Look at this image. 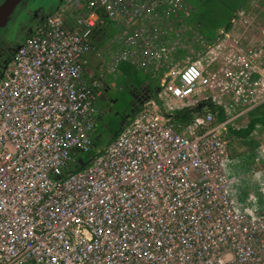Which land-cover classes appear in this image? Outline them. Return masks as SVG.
Masks as SVG:
<instances>
[{
  "label": "built area",
  "instance_id": "2783aa9c",
  "mask_svg": "<svg viewBox=\"0 0 264 264\" xmlns=\"http://www.w3.org/2000/svg\"><path fill=\"white\" fill-rule=\"evenodd\" d=\"M98 9L116 30L104 41L107 55L98 53L104 67L96 73L85 55L94 50ZM188 16L184 0H61L19 44L0 77V264L187 262L175 249L201 247L184 233L201 234L207 222L231 248L248 249L254 236L236 245L229 211L216 199V185L232 183L229 125L208 104L227 113L251 88L264 92L259 57L241 58L250 51L246 40L262 54L254 45L264 46V26L249 23L243 42L236 40L227 32L235 16L206 40ZM190 56L196 59L175 69ZM122 64L148 74L158 95L201 103V113L177 124L172 110L161 112L148 97L86 162L97 99ZM218 73L226 76L221 84ZM211 207L209 221L184 224Z\"/></svg>",
  "mask_w": 264,
  "mask_h": 264
},
{
  "label": "rangeland",
  "instance_id": "374dc122",
  "mask_svg": "<svg viewBox=\"0 0 264 264\" xmlns=\"http://www.w3.org/2000/svg\"><path fill=\"white\" fill-rule=\"evenodd\" d=\"M60 1L61 0H30L28 1L29 3L25 8L22 6L18 8L16 7V9L13 10V12L5 21L6 24L4 23L2 26H0V38L7 36L9 37V42L15 43V29L17 30V28H19L22 31L28 32L33 31L37 25L38 17H40L42 14V11L45 10L46 7L48 9L53 7L52 9L54 10L59 5ZM220 1L222 2L224 0L213 1L210 6L211 9H209L207 5L203 4L201 0H184V3L187 8H190V4L197 5L196 16L199 17L201 21H209L211 24L216 25L221 19L220 11L225 13L227 10L225 6L222 7V5L225 4L221 3ZM226 5L229 6V3ZM240 6V10L236 15L237 18L231 24L227 32H230L232 38L243 42L242 36L249 23L252 25L260 23L264 26V0H242ZM221 7L223 10H220ZM53 10H51L49 13H52ZM188 17L191 19V14H189ZM219 30L220 29L217 30V33L214 36L215 38L221 35V31ZM189 32V34L192 33V37L190 39H193L195 35L193 29H190ZM186 37L187 36H185V38ZM246 41L248 45L250 44V46H248L250 49L247 48L250 51L249 53L242 54L241 58L246 61H253L250 55L256 53V55L259 57V70L264 74V46L261 47L258 44L254 45L255 48L262 52L261 54L258 53V51L252 50V41ZM206 42L207 41L204 39L201 46L198 48L200 51L203 50V44H209ZM196 45L197 43H195V47ZM96 47L99 49L101 48L100 51H103V53L107 55V47L105 46V42ZM189 59L190 60L185 59L184 61H180L176 65L175 69L184 67L185 65L194 61L196 57L190 56ZM175 62H177V58L175 59ZM93 72H95V70H93ZM139 75L143 78V83L149 82L148 76L146 74L144 75L139 73ZM160 75L163 77L164 72L162 71ZM115 80L116 81L112 83V86L105 93L108 101H112V98H115L113 102H110L111 107L107 106L106 101L101 103L97 99L96 107L98 109V116L96 123H103L105 120V118H103V112L105 109H107V107L109 108V111L112 112L116 110L122 111L130 105L128 103L131 95L129 92L130 90L127 89L126 84H123V78L118 79L117 77ZM215 80V83L221 84V82L226 80V76H224L222 73H218L217 77H215ZM246 98V102H243L242 104H229V106H227L229 111L225 113L226 119L224 118V120H228V125L232 126L233 128L247 126L249 120L255 115L264 116L263 90L261 88H251ZM155 99L157 100L160 110L163 113L178 107L196 108L197 105L195 101H190L188 103L178 102L173 98H169L164 93H162V95H158L156 93ZM193 99H195V97L192 98V100ZM142 103L134 110V113H132L133 115L130 116V118L125 123L133 119L136 113H138V111L143 107ZM198 111L192 112L190 116H188L187 121L193 115L197 114L196 112ZM226 137L229 140L228 172L229 178L232 179V183L216 185V199L226 207L225 210L229 211V225L231 226V230L234 228L236 231L233 233L237 239L235 244L239 245L246 239H251V235L254 236V240H252L250 244L246 242L248 247L246 250H243L242 247L237 248L236 246H232L233 248H231L228 246L229 243L223 238L222 232L218 234L217 230L210 227L212 224L207 222L206 230H204V232L201 234H198V232H196L197 230L195 232L184 233V236L186 235L187 239H192L195 243H197L198 246L201 247L197 249H175L177 253L182 252L183 254L189 256V261H181L179 263L178 261H175L170 264H264V191L262 190V188L264 189V160H255L257 156H260L261 158L262 156L264 157V154L261 151V148H264V124L261 122H256L253 125L249 136L246 138L233 135L229 131L226 132ZM113 138H111L108 142L100 144V146L97 148V151L99 149L102 150L103 148H106L108 143ZM220 210V208L217 209L218 212ZM213 211L214 210L211 207L205 213L201 208V213L203 215L196 217H186L184 224L192 225V222H196V220H199L202 224V220L204 218L209 221V215H211ZM236 214L238 217L235 216ZM241 216H244L245 219L241 218ZM201 235H205L203 240H200V237H202ZM171 250L172 249L167 250V253L164 257L165 260L168 258ZM163 251L164 250H155V253L158 255L160 253H164ZM192 254L193 256L191 258ZM174 255L175 252L171 253L170 258L173 259Z\"/></svg>",
  "mask_w": 264,
  "mask_h": 264
},
{
  "label": "trees",
  "instance_id": "16d2710c",
  "mask_svg": "<svg viewBox=\"0 0 264 264\" xmlns=\"http://www.w3.org/2000/svg\"><path fill=\"white\" fill-rule=\"evenodd\" d=\"M195 1V0H194ZM203 4L207 5L209 9H211V4L215 0H201ZM242 0H224L220 1L221 3L225 4L222 5L226 7V12L223 13L220 11L221 19L218 24L213 25L209 21H201L199 17L196 16V7L197 5L190 4L188 8L189 14H191V19L189 18V25L193 28L194 26H198L199 29H201V32L203 33L206 40L213 39L218 29H226L230 26L232 18L236 15V11L239 9V6L241 4ZM229 3V6L226 4ZM220 8V10H223V8ZM53 8V7H52ZM52 8L48 9L47 15ZM217 8V6H216ZM219 9V8H218ZM97 14L99 16V24H98V31L97 33L92 37V43L93 45H101L105 39L114 31V24L107 18L106 14L101 10L98 9ZM28 32V31H27ZM15 52V51H14ZM123 73V84H126V87L128 90H131L133 88L137 89L144 85L143 78L139 75L140 74H146L142 72L141 70H138L131 64H126V66L122 70ZM148 76V74H146ZM149 82H146L151 88H152V94L149 97H155L154 88L157 86L156 82H154L149 76H148ZM115 99V98H114ZM113 100V98H112ZM209 108L213 111H217V118L219 120H224L225 118V112L222 108V106L217 104H208ZM195 108H182V109H175L170 111L171 115L174 117L175 121L178 123H183L187 120L188 116L192 112H194ZM119 110H116L118 112ZM128 111V110H127ZM126 111V112H127ZM109 112V111H108ZM123 112L122 111H119ZM110 113V112H109ZM118 113H111L109 117L105 118L106 122L105 125L102 123H99L96 127L97 130L95 131L94 135V142L93 147L87 152L84 153L83 159L87 162L91 160L96 155V150L100 146V144L108 142L111 138H113L118 131L120 130L123 123H119L120 117L117 115ZM133 114H131L132 116ZM256 122H261L264 124V116L263 115H255L250 120L247 126L240 127V128H233L232 126H228V131L231 132L233 135H236L241 138H246L249 136L251 129L253 125ZM80 167V165H78Z\"/></svg>",
  "mask_w": 264,
  "mask_h": 264
},
{
  "label": "flooded vegetation",
  "instance_id": "af4514ba",
  "mask_svg": "<svg viewBox=\"0 0 264 264\" xmlns=\"http://www.w3.org/2000/svg\"><path fill=\"white\" fill-rule=\"evenodd\" d=\"M3 1L4 0H0V4ZM28 1H30V0H20L18 2V4L16 5V7L18 8V7L22 6L25 8L26 5L29 3ZM16 7L14 8V10L16 9ZM47 12H48V8L46 7L45 10L42 11L41 16L38 17L37 23L42 21L47 16ZM27 33H28L27 31H22L19 28H17V30L15 29V31H14V35L16 36V42L15 43L9 42V37H7V36L0 38V77L2 75V72L5 68L8 60L11 58V55L16 50V48L19 46L20 41L23 38H25L26 35H28ZM106 91L103 92V94L98 98V101H100L101 103L106 101L107 106L111 107L110 102H113L114 98L112 101H108V98L105 95ZM129 92L131 94L130 98L128 100V103L130 104L129 107L125 108L123 110V112H120V113H119V111L118 112H116V111L111 112V111H109V108L107 107V109H105L103 112V115H104L103 118H107V116H109L111 113L115 112V113H118L117 115H119V117H120L119 123L124 124L130 118L131 114L134 113V110L153 93L152 88L147 83H144V85L141 86L140 89L139 88H137V89L133 88ZM201 106H202V104H201ZM105 122H106V120H104L102 124L105 125ZM99 123H101V122H99ZM99 123H96V126ZM95 130H97V127H95Z\"/></svg>",
  "mask_w": 264,
  "mask_h": 264
},
{
  "label": "crops",
  "instance_id": "0c3cea01",
  "mask_svg": "<svg viewBox=\"0 0 264 264\" xmlns=\"http://www.w3.org/2000/svg\"><path fill=\"white\" fill-rule=\"evenodd\" d=\"M241 7V6H240ZM239 7V8H240ZM240 9H238L237 11H239ZM236 11V13H237ZM236 16V15H235ZM234 16V17H235ZM189 19V18H188ZM38 24V23H37ZM116 30V27L114 25V31ZM201 30V29H200ZM32 31L28 32L27 34L29 35ZM27 36V35H26ZM24 40V38L20 41V43ZM96 46H99V45H94V50L93 51H90L88 52L86 55H85V59L87 61V68L91 69L92 71L95 70V72L97 73L98 70H101L100 69V66L104 67V65L102 64V61L98 58V53H102L103 54V51H100L101 48H97ZM126 66V64H122L121 65V72H120V78H123V73H122V70L123 68ZM101 73V72H99ZM96 76V75H94ZM116 81V80H115ZM114 82V81H113ZM112 82V83H113ZM112 83L110 85H106L107 87L104 88L103 92H105L106 90H108L111 86H112Z\"/></svg>",
  "mask_w": 264,
  "mask_h": 264
},
{
  "label": "water",
  "instance_id": "95a60500",
  "mask_svg": "<svg viewBox=\"0 0 264 264\" xmlns=\"http://www.w3.org/2000/svg\"><path fill=\"white\" fill-rule=\"evenodd\" d=\"M20 0H4L0 4V26L5 23L9 15L12 13L16 5L18 4ZM157 89H154V92H156ZM201 107V103L196 107Z\"/></svg>",
  "mask_w": 264,
  "mask_h": 264
},
{
  "label": "clouds",
  "instance_id": "9594fccd",
  "mask_svg": "<svg viewBox=\"0 0 264 264\" xmlns=\"http://www.w3.org/2000/svg\"><path fill=\"white\" fill-rule=\"evenodd\" d=\"M155 89H156V87H155ZM196 109V108H195Z\"/></svg>",
  "mask_w": 264,
  "mask_h": 264
},
{
  "label": "bare ground",
  "instance_id": "6f19581e",
  "mask_svg": "<svg viewBox=\"0 0 264 264\" xmlns=\"http://www.w3.org/2000/svg\"><path fill=\"white\" fill-rule=\"evenodd\" d=\"M231 137V136H230ZM255 169V168H254Z\"/></svg>",
  "mask_w": 264,
  "mask_h": 264
}]
</instances>
